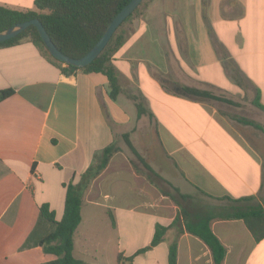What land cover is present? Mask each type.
<instances>
[{"label": "crops", "instance_id": "crops-1", "mask_svg": "<svg viewBox=\"0 0 264 264\" xmlns=\"http://www.w3.org/2000/svg\"><path fill=\"white\" fill-rule=\"evenodd\" d=\"M0 1L16 10L34 7V0ZM150 1L140 18L125 25L113 56L120 88L115 101L106 76L65 75L29 39L0 47V91L13 90L0 101V264L55 259L40 246L22 249L39 207L47 204L59 221L63 184L78 183L94 155L109 145L117 150L83 191L73 235L72 255L87 264H98L105 247L90 234L97 211L119 217L114 228L110 224L111 234L119 232L112 249L116 264L118 253L127 257L147 246L157 223H172L170 195L161 194L155 179L188 200L198 194L224 203L203 207L216 216L231 205L227 199L264 206V0ZM171 80L211 97L175 94L166 85ZM120 219L145 222L136 227L141 243L132 250L131 236L122 241ZM210 228L226 249L222 264H264V238L256 242L241 220L214 216ZM179 229L168 228L132 264H167L173 241L176 264H213L208 248ZM48 231L41 224L35 238Z\"/></svg>", "mask_w": 264, "mask_h": 264}, {"label": "trees", "instance_id": "trees-1", "mask_svg": "<svg viewBox=\"0 0 264 264\" xmlns=\"http://www.w3.org/2000/svg\"><path fill=\"white\" fill-rule=\"evenodd\" d=\"M146 0L122 22L114 32L102 52L88 65L76 68L54 59L44 46L41 38L34 26L27 27L20 34L0 42V47H10L20 43L23 39H29L46 57L48 61L59 67L65 75L76 72L100 73L108 80V97L115 101L120 88L117 82L112 59L117 50L122 46L125 37V25L136 17L138 9ZM130 0H34L33 9L16 10L0 5V32L18 23L37 19L42 24L54 46L64 55L79 59L83 57L99 40L108 24L115 15ZM171 90L178 95L188 98H209L211 95L205 91L180 86L171 83ZM13 90L6 89L0 91V101L11 96ZM136 99V97H134ZM137 116H140L144 109L138 102L136 103ZM238 121L245 124H252L244 119ZM256 126V125H254ZM257 128H260L256 126ZM263 130V129H262ZM124 142L131 149L135 157L146 164L131 146L128 136L123 135ZM117 149L113 145L105 147L100 153L94 155L92 164L81 175L78 183L72 181L63 184L65 188L63 215L59 221L54 219V213L49 210L47 204L39 207L38 222L34 230L27 237L22 245V249L32 246H40L47 254H52L55 259L46 264H87L82 260L75 259L73 252V235L81 221L82 194L94 179L107 165L110 157ZM147 167V166H146ZM175 194L180 199L187 196L173 188ZM173 203L178 206L177 200L169 196ZM231 205L218 213L213 214L211 209L202 208L196 212H189L179 209L175 218L169 226L156 224L150 243L135 251L127 257L122 253L116 256L117 264H132L134 258L157 246L163 239L168 228L179 225V233H188L198 238L209 250L213 264H222L226 255V249L213 234L210 228V221L215 217L222 220H241L246 229L257 242L264 238V206L253 205L242 207L238 203L245 199L230 200ZM111 226L115 227V221L111 213L108 212ZM41 224L50 226V231L43 237L36 239L35 232ZM177 243L173 241L168 247L167 264H176Z\"/></svg>", "mask_w": 264, "mask_h": 264}, {"label": "rangeland", "instance_id": "rangeland-1", "mask_svg": "<svg viewBox=\"0 0 264 264\" xmlns=\"http://www.w3.org/2000/svg\"><path fill=\"white\" fill-rule=\"evenodd\" d=\"M28 0H24L23 1V4H28ZM151 1L150 0H146L143 5H141L138 9V13H137V17H141V15H143L144 11L146 10L147 8V5H149ZM0 4L3 5L5 3H3V1H0ZM10 4H16V3H13L10 2ZM22 4V5H23ZM25 6V5H23ZM171 83H174L171 81H166V85L167 87L169 88V86L171 87ZM123 159V157H122ZM133 161H135V158H133V156H131V158ZM155 184L159 186V184L161 185V187L159 186L160 188V192L161 194H163L162 192H166L168 195L170 196H173L176 200H177V203H178V206H176L173 201L170 199V198H167V202L174 206V209L173 211L176 212L177 214V211L179 209H184L186 211H189V212H196L201 208L203 207H206V206H213L215 208L217 207H220L222 204L224 205V203H220V202H215V201H211V200H208L204 197H201L199 196L198 194H196L195 196H193L191 199H180L177 197V195L174 193V191L172 189H169L166 185H164L162 182L158 181L155 179ZM163 190H162V189ZM88 208L87 206H85V209ZM220 210L219 209H216L215 212H219ZM97 215H96V219H97V227L94 226L93 227V232H90V234L93 233V236H94V241H101L102 243H104L105 247H103L101 249V251L99 252V255H98V264H116L115 262V259H114V255H113V245H114V241L116 240V237L118 236V233L119 232H113V234H111V228H110V220L108 218V214H103L102 212H99L97 211L96 212ZM113 218H114V221L116 222L118 220L119 217H116V215H112ZM121 218V217H120ZM120 235L122 237V241L124 242L126 237L130 238V236L133 238V243H132V247H129L131 248L130 250L134 249L136 246H138L140 243H141V239H140V236L138 235L137 233V228L136 227H139V226H142V224L144 225L145 222H141L140 220H133L131 223H127L125 224L121 219H120ZM127 226V230H126V227ZM105 229L106 230H109L110 231V235H109V238L110 240H107V237L108 236H105L107 233H105ZM130 242V240H129Z\"/></svg>", "mask_w": 264, "mask_h": 264}, {"label": "water", "instance_id": "water-1", "mask_svg": "<svg viewBox=\"0 0 264 264\" xmlns=\"http://www.w3.org/2000/svg\"><path fill=\"white\" fill-rule=\"evenodd\" d=\"M143 0H130L111 20L106 30L96 42V44L81 58L73 59L62 54L52 43L49 36L47 35L42 24L37 19H32L23 23H18L8 29L0 32V42H4L8 39L15 37L20 34L29 26H34L43 42L44 46L48 50L49 54L57 61L64 65H70L76 68H82L90 64L104 49L114 32L119 28L122 22L139 6Z\"/></svg>", "mask_w": 264, "mask_h": 264}]
</instances>
